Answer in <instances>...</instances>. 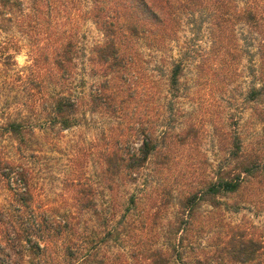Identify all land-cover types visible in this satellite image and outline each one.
Listing matches in <instances>:
<instances>
[{"label":"trees","instance_id":"1","mask_svg":"<svg viewBox=\"0 0 264 264\" xmlns=\"http://www.w3.org/2000/svg\"><path fill=\"white\" fill-rule=\"evenodd\" d=\"M76 1L78 14L91 21L102 38L91 48L88 59L90 75L98 79L93 80L85 104L93 114L122 117L126 101L136 94L134 86L145 64L144 56L155 59L167 53L183 28L189 30L191 40L207 32L215 46L229 41L238 24L257 33L261 62L258 86L247 98L258 104L254 111L260 125L257 148H248L238 136H230L222 164L202 187H193L191 180L183 184V178H179L172 189L156 188L157 177L173 158L172 141L183 143L196 132L194 125L176 132L180 113L175 104L182 91L184 55L171 58L168 70L157 61L152 71L164 79L170 99L160 103L162 95L157 98L160 92L155 90L161 85L155 87L150 82L144 120L134 129L140 143L135 148L127 140L117 139L112 149L104 151L101 161V183L108 192L127 185L135 186L137 191L128 197L126 206L115 201L102 210L97 186L73 179L66 184L71 193L69 210L60 212L40 196L32 174L30 153L37 137L28 114L34 111L30 103L37 101L46 104L48 125L66 130L77 123L82 97L77 88H70V81L79 52L72 30L60 29L54 38L47 34L32 58V75L36 69L42 72L38 70L35 79L17 75L20 89L0 124V138L12 142L16 156L15 160L7 158L0 147V196L4 193L0 202V264H181L173 258L174 247L162 250L156 246L152 227L143 232L148 230L150 218L155 224L169 206L167 197L177 201L186 222L193 223L202 203L213 210L238 213L250 203L255 186L264 185V6L257 3L260 0H244L242 7L237 1L243 0ZM21 5L20 0H0V73L16 66L9 52L16 44L8 31L14 15L22 12ZM136 209L141 211V234L135 240L130 228L136 221L128 216ZM89 223L94 226L87 235L82 229H87ZM103 229L100 236L99 230ZM238 231L228 248L226 264H264V235L254 238L246 227ZM106 243L113 249L108 261L100 257Z\"/></svg>","mask_w":264,"mask_h":264},{"label":"rangeland","instance_id":"2","mask_svg":"<svg viewBox=\"0 0 264 264\" xmlns=\"http://www.w3.org/2000/svg\"><path fill=\"white\" fill-rule=\"evenodd\" d=\"M20 1L22 12L14 15L8 31L16 44L15 48L9 49L15 57L16 66L0 73L2 118L0 124L4 120L3 113L6 114L7 108L11 106L14 96L20 89L17 75L35 79L38 70L42 72L41 68L36 69L33 77L35 68H32V58L39 44L45 42L47 34L54 38L60 29L64 32L72 30L79 52L77 68L70 81L72 84L70 88H77L75 91L82 97L77 123L66 130L48 125L44 110L46 104L37 101L30 103L34 111L28 114L37 137L30 153L33 156L32 174L40 196L57 207L60 212L69 210L71 193L66 184L73 179L78 178L97 186V201L102 210L113 206L115 201L117 204L125 205L128 197L137 191L135 186L127 185L114 193L108 192L101 183V161L104 151L108 147L112 149L117 139L127 140L129 146L135 148L140 143L137 137H134V129L144 120V101L150 82L155 87L161 85V89L155 90L160 92L156 94L157 98L162 95L160 103L170 99V95L165 92L164 79L160 78L158 75L160 73L152 71L157 61L168 70L171 58L179 59L184 55L182 91L175 104L180 113L176 122V132L185 130L189 125H194L196 132L183 143L172 141L173 158L163 173L157 177L154 185L156 188L160 191L167 187V190L172 189V186L174 188L177 185L176 179L179 178H183L180 181L183 184L186 180H191L193 187H202L214 177L222 164L229 148L230 136H238L248 148H257L260 125L254 111L258 104L247 99L251 89L258 86L261 62L258 55L257 33L238 24L229 41L224 40L215 46L212 45L207 32H203L199 39L191 40L189 30L183 28L178 40L169 45L167 53L157 55L155 59L144 56L145 64L137 75L138 79L134 86L136 94L131 95L132 99L126 101L123 116L116 118L99 113L93 114L85 105L93 80H98L91 77L88 69L90 50L102 38L95 25L83 18L81 13L78 14V2ZM245 2L237 1V4L242 7ZM257 3L264 6L263 0ZM51 89L52 86H48V92ZM26 95L27 92L24 98ZM0 147L4 148L7 158L16 159L12 142L7 138H0ZM253 191L255 193L250 203L245 204L238 213L223 209L213 210L207 203H202L193 223L186 222L177 201H171V198L167 197L170 200L169 206L160 213V217L153 225L151 217L148 230L145 229L143 232L150 231L152 227L156 246L162 250L174 247L173 258L181 264H226L228 248L237 237L239 229L248 228L254 238L264 235V185L255 186ZM2 196L4 193H1L0 202ZM139 212L141 211L136 209L128 216L131 221L133 219L136 221L130 228L135 240L137 235L141 234L138 227ZM148 216L150 217L149 213ZM93 226L89 223V227L82 230L90 235ZM99 232L102 236L105 230ZM112 252L113 249L106 243L102 246L100 257L108 261ZM196 260L199 262L196 263Z\"/></svg>","mask_w":264,"mask_h":264}]
</instances>
